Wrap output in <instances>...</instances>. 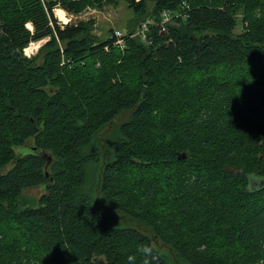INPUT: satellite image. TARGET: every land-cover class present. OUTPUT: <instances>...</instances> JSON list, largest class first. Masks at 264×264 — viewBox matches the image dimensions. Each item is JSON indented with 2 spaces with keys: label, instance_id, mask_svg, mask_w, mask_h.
<instances>
[{
  "label": "trees",
  "instance_id": "obj_1",
  "mask_svg": "<svg viewBox=\"0 0 264 264\" xmlns=\"http://www.w3.org/2000/svg\"><path fill=\"white\" fill-rule=\"evenodd\" d=\"M123 1L0 0V264H264V0Z\"/></svg>",
  "mask_w": 264,
  "mask_h": 264
},
{
  "label": "rangeland",
  "instance_id": "obj_2",
  "mask_svg": "<svg viewBox=\"0 0 264 264\" xmlns=\"http://www.w3.org/2000/svg\"><path fill=\"white\" fill-rule=\"evenodd\" d=\"M105 1L107 0H99V2H103V3ZM55 9L62 10L64 17L70 18V21L68 22V24L71 22H78L80 20H83V21L92 20L93 21L92 22V32L100 36L101 38H105L107 36V32L110 28H113V29L119 28L125 31L126 24H129L130 22L135 20L133 12L128 8V6L123 0H118L116 1V3L106 2L100 8H98L97 6H86L80 9L79 11H77L76 13H69L65 11L64 9L61 8L59 4L54 5L53 11ZM54 16H55V13H54ZM56 19H57L58 24L61 25V21L57 17ZM243 26H245V24H241L239 22V17H238V23L233 30L234 33H239L243 29ZM28 27H31V25H28ZM43 40L44 39L33 42V44L35 45L34 48L31 49L30 51L26 50L27 54H29L28 55L29 57L32 55L33 56L36 55L40 51V48L43 46L42 44L46 42L47 39L44 41ZM122 118L115 121L110 130L108 129L105 130L99 136V141L101 142V151H103L104 149V144L106 143V139L111 137L117 124L120 122ZM39 190L42 191V189H33L30 192L31 194L36 196L39 194L40 192ZM93 201L95 202L97 207L101 208L104 212H106L110 220L117 223L118 225H129V226L137 225L136 222L125 217L123 213L116 211V210L107 209V207L104 206L103 202H101V200L99 199L97 195L93 196ZM139 228L142 231L148 233V230L145 227L139 226ZM154 245L161 254L169 255L168 249L164 247L163 245H161L160 242L156 241L154 242ZM170 259L173 262V264H177L172 260V256H170Z\"/></svg>",
  "mask_w": 264,
  "mask_h": 264
},
{
  "label": "built area",
  "instance_id": "obj_3",
  "mask_svg": "<svg viewBox=\"0 0 264 264\" xmlns=\"http://www.w3.org/2000/svg\"><path fill=\"white\" fill-rule=\"evenodd\" d=\"M55 10L53 11L54 13H55ZM60 21H61V26H63V25L67 24L70 21V18L64 17V19L63 20H60ZM167 21H168V15L165 14V12H163V16H162V19H161V23H165ZM147 23H148V21L143 22L136 29V33L140 34L142 38H145V33H146V29H147ZM124 35H125L124 32H122V31H120L118 29H115L114 30V36H115V42H114V44L118 45L120 48H123V46H124ZM46 39H47V37L44 40H46ZM28 55L29 54H27V56Z\"/></svg>",
  "mask_w": 264,
  "mask_h": 264
},
{
  "label": "bare ground",
  "instance_id": "obj_4",
  "mask_svg": "<svg viewBox=\"0 0 264 264\" xmlns=\"http://www.w3.org/2000/svg\"><path fill=\"white\" fill-rule=\"evenodd\" d=\"M55 16L57 17V18H59L60 20H63L64 19V15H63V11L62 10H56L55 11ZM33 42H35V41H32L31 43H30V45L27 47V51H30L31 49H33L34 48V44H33ZM34 51V50H33Z\"/></svg>",
  "mask_w": 264,
  "mask_h": 264
},
{
  "label": "clouds",
  "instance_id": "obj_5",
  "mask_svg": "<svg viewBox=\"0 0 264 264\" xmlns=\"http://www.w3.org/2000/svg\"><path fill=\"white\" fill-rule=\"evenodd\" d=\"M132 259H133L132 257L129 258L130 261H131Z\"/></svg>",
  "mask_w": 264,
  "mask_h": 264
}]
</instances>
